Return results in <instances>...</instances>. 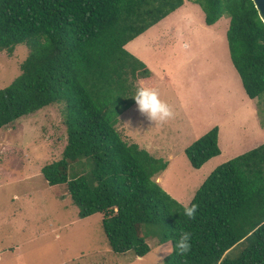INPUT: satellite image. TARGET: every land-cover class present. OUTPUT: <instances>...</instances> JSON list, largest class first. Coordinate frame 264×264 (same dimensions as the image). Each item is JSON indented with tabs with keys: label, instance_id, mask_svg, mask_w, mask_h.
I'll return each mask as SVG.
<instances>
[{
	"label": "trees",
	"instance_id": "obj_1",
	"mask_svg": "<svg viewBox=\"0 0 264 264\" xmlns=\"http://www.w3.org/2000/svg\"><path fill=\"white\" fill-rule=\"evenodd\" d=\"M183 1L200 8L206 26L228 18L229 61L246 97L259 98L264 24L250 0H0V52L28 49L19 75L0 89V128L62 105L61 158L40 174L48 186H65L79 219L101 215L113 253L143 257L147 238L174 247L188 232L191 250L172 251L162 264H264V144L215 167L189 201L198 205L189 219L154 181L165 163L124 141L115 128L135 103L136 81L150 76L125 44ZM216 137L214 126L184 149L193 169L219 154ZM70 166L82 170L69 178L61 170Z\"/></svg>",
	"mask_w": 264,
	"mask_h": 264
},
{
	"label": "rangeland",
	"instance_id": "obj_2",
	"mask_svg": "<svg viewBox=\"0 0 264 264\" xmlns=\"http://www.w3.org/2000/svg\"><path fill=\"white\" fill-rule=\"evenodd\" d=\"M227 25L228 18L222 16L212 26H205L200 8L185 1L124 47L153 73L160 100L176 107L168 105L173 118L160 123L145 120L135 105L119 116L115 128L124 140L140 144V133L150 137L163 126L174 127L175 167L169 169L160 187L182 206L215 167L229 160L230 153L239 155L241 150L264 144V93L252 100L242 97L227 53ZM27 53L24 45L14 47L10 55L0 52V89L19 75ZM250 103L258 123L251 116ZM61 111L62 105L52 104L0 128V264H141L131 252L118 254L109 249L100 214L79 219L65 186H48L43 180L40 169L60 159L65 145ZM128 121L129 129L124 126ZM210 121L220 124L219 155L194 172L184 148L199 138L194 137ZM80 170L70 166L61 172L71 178ZM28 238L31 242L26 243ZM146 244L149 252L142 264H156L157 239L147 238ZM162 244L170 246L169 242ZM239 250L236 245L229 253L234 256ZM165 256L157 253L162 257L158 264Z\"/></svg>",
	"mask_w": 264,
	"mask_h": 264
},
{
	"label": "crops",
	"instance_id": "obj_3",
	"mask_svg": "<svg viewBox=\"0 0 264 264\" xmlns=\"http://www.w3.org/2000/svg\"><path fill=\"white\" fill-rule=\"evenodd\" d=\"M184 2L185 1H183V4L181 5V6H183L184 5ZM187 2V1H186ZM180 6V7H181ZM179 7V8H180ZM179 8H177L176 10H178ZM175 10V11H176ZM174 12V11H173ZM172 12V13H173ZM202 15H203V13H202ZM167 17V16H166ZM165 18V17H164ZM163 18V19H164ZM161 21V20H160ZM159 21V22H160ZM157 24V23H156ZM203 24H204V22H203ZM205 25V24H204ZM213 25V24H212ZM212 25H210V26H212ZM154 26V25H153ZM206 26V25H205ZM228 26V25H227ZM152 27V26H151ZM149 29V28H148ZM147 29V30H148ZM227 29V28H226ZM146 30V31H147ZM225 32H226V30H225ZM144 33V32H143ZM142 33V34H143ZM141 34V35H142ZM140 36V35H139ZM138 37V36H137ZM224 38H225V33H224ZM135 39V38H134ZM131 42V41H130ZM225 42H226V39H225ZM129 43V42H128ZM126 45V44H125ZM125 47V46H124ZM226 47H227V44H226ZM133 50V49H132ZM228 53V52H227ZM137 59V58H136ZM140 61V60H139ZM231 64V63H230ZM145 65V64H144ZM146 66V65H145ZM232 66V65H231ZM146 68L149 70V68L146 66ZM233 68V67H232ZM235 71V70H234ZM149 72H150V76L148 77V78H146V79H139L138 81H136V86L137 87H141V86H146V87H150V88H154L155 87V85H154V83H155V77H154V75H153V73L149 70ZM237 74V73H236ZM238 76V75H237ZM239 78V77H238ZM240 81V80H239ZM240 86H241V84H240ZM241 89H242V87H241ZM242 92H243V96L242 97H244V98H246V99H249V98H247L246 97V95H245V93H244V91H243V89H242ZM249 100H252V99H249ZM248 100V102H250ZM136 104L134 103L133 105H131L129 108H133L134 106H135ZM168 105H170V106H172V107H176V105L174 104V103H172V102H170V103H168ZM174 107V108H175ZM128 108V109H129ZM250 110H251V116L254 118V123H258L257 122V119H255L256 118V115H255V108H254V106H253V103H250ZM128 109L127 110H125L124 112L125 113H128L127 111H128ZM123 112V113H124ZM146 119H148L147 117H145V120ZM201 117H199V119L197 120V121H195V123H197V124H199L200 122H201ZM118 120H119V117H118ZM119 122V121H118ZM119 123H117V125H118ZM194 124V123H193ZM213 125H217L218 126V129H217V137H218V130H220V128H219V126H220V124H219V122L218 121H210L206 126H205V128L204 129H202L201 131H200V133L197 135V136H195L194 138H197V137H201L203 134H205L208 130H210L212 127H213ZM260 125V124H259ZM174 129V127H171V126H163L161 129H159L158 131H156L155 133H153L150 137H146V135H144V134H142V133H140V144H137L135 141L133 142L131 139L129 140L126 136V138L127 139H123L124 141H126L127 143H134V144H136L137 146H138V148L139 149H142V150H144V151H146L151 157H153V158H155V159H162V161L165 163V169L162 171V172H160L159 174H157V175H155L154 176V181L158 184V186L160 187V185H161V182H162V180L165 178V176H166V174L168 173V171H169V169L170 168H172V167H175V162H176V157H177V153L175 152L176 151V145H175V136H174V134H173V132H172V130ZM216 137V138H217ZM193 138V139H194ZM198 139V138H197ZM192 140V139H191ZM191 140H188V141H186V142H184V143H182V148H181V150L179 151V152H182V150H183V148L186 146V145H188L189 143H190V141ZM217 140V139H216ZM195 141V140H194ZM259 146V145H258ZM217 147H218V144H217ZM255 147H257V146H254V148ZM254 148H252V149H254ZM185 149V148H184ZM219 149V148H218ZM251 149V150H252ZM242 151V150H241ZM239 152V153H241V154H243V153H245L244 151H242V152ZM246 151V150H245ZM248 151H250V150H248ZM247 152V151H246ZM238 153V154H239ZM241 154H239V155H241ZM219 155V154H218ZM217 155V156H218ZM236 155L237 154H232V153H230V157H228V159L230 160V158L231 157H233L234 158V156L236 157ZM217 156H215V157H217ZM238 156V155H237ZM215 157H212V158H215ZM212 158H210V159H212ZM209 159V160H210ZM232 159V158H231ZM208 161V160H207ZM207 161L201 166V167H204V166H206V163H207ZM226 161H228V160H226ZM189 163V162H188ZM220 165V164H219ZM189 166H190V164H189ZM200 167V168H201ZM190 168L194 171V172H199L201 169L200 168H198V169H200V170H198V169H193L191 166H190ZM209 172L207 171V174H208ZM208 176V175H207ZM206 176V177H207ZM205 177V178H206ZM204 178V179H205ZM203 179V178H202ZM203 179V180H204ZM203 180L199 183V185L203 182ZM162 187V186H161ZM160 187V188H161ZM199 187V186H198ZM197 187V188H198ZM196 188V189H197ZM162 189V188H161ZM166 191V190H165ZM167 192V191H166ZM165 192V193H166ZM195 192V191H194ZM167 194V193H166ZM194 194V193H193ZM168 195V194H167ZM169 196V195H168ZM193 196V195H192ZM170 197V196H169ZM171 198V197H170ZM174 198V197H173ZM180 199V198H179ZM174 200V199H173ZM175 200H177L178 202H179V200H178V198H175ZM176 201V202H177ZM177 202V203H178ZM181 205V204H180ZM39 235H42V234H39ZM26 243H28V242H31V240L28 238L26 241H25ZM106 242V241H105ZM108 246V245H107ZM144 257V256H143Z\"/></svg>",
	"mask_w": 264,
	"mask_h": 264
},
{
	"label": "clouds",
	"instance_id": "obj_4",
	"mask_svg": "<svg viewBox=\"0 0 264 264\" xmlns=\"http://www.w3.org/2000/svg\"><path fill=\"white\" fill-rule=\"evenodd\" d=\"M135 104L137 105V110L142 115L146 116L150 121L163 123L171 118H173V112L170 107L160 100L158 92L154 88L141 86L137 88L136 94L134 96ZM131 122L128 121L124 124L128 129ZM133 132V131H131ZM135 133V132H134ZM198 210V205L196 204H185L184 205V215L189 219H194L196 212ZM191 234L188 232H182L178 241H176L174 247H170L168 244H160L155 250V262L162 257H157L158 252H162L165 255H169L172 251H177L179 255H185L191 250ZM143 257L137 256L136 261L143 262Z\"/></svg>",
	"mask_w": 264,
	"mask_h": 264
},
{
	"label": "water",
	"instance_id": "obj_5",
	"mask_svg": "<svg viewBox=\"0 0 264 264\" xmlns=\"http://www.w3.org/2000/svg\"><path fill=\"white\" fill-rule=\"evenodd\" d=\"M256 10L259 20L264 24V0H250Z\"/></svg>",
	"mask_w": 264,
	"mask_h": 264
}]
</instances>
